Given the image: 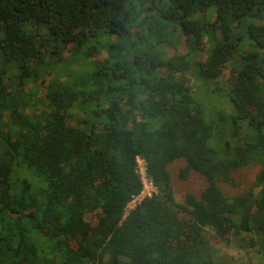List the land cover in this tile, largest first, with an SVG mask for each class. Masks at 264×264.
Returning a JSON list of instances; mask_svg holds the SVG:
<instances>
[{
	"label": "trees",
	"instance_id": "16d2710c",
	"mask_svg": "<svg viewBox=\"0 0 264 264\" xmlns=\"http://www.w3.org/2000/svg\"><path fill=\"white\" fill-rule=\"evenodd\" d=\"M174 36L188 52L169 57ZM110 38L68 75L66 50ZM189 74L228 75L233 110L208 119ZM139 159L156 192L129 210ZM177 161L207 182L183 203ZM251 165L258 191L226 194ZM219 244L264 264V0H0V264H237Z\"/></svg>",
	"mask_w": 264,
	"mask_h": 264
},
{
	"label": "rangeland",
	"instance_id": "374dc122",
	"mask_svg": "<svg viewBox=\"0 0 264 264\" xmlns=\"http://www.w3.org/2000/svg\"><path fill=\"white\" fill-rule=\"evenodd\" d=\"M210 14H213V16L211 17V15H209L206 18V20H208L209 22L210 21L214 22L216 18L214 8L211 9ZM248 23L249 21H245L243 22L242 26L238 28L237 36H243L244 42L240 48L239 54L236 56V60L231 64L232 68H236V69L240 68L243 64V58L245 57V55L248 52H251L252 50H254L255 48L253 46V41L250 40L249 37H246V34H245V27H246V24ZM217 36L219 37L220 33H218ZM186 41H187L186 37L184 36H182L181 39H178V36H174L172 37L171 41H167L166 45H167V51H168L169 57H173L176 55H183L187 53L188 47L186 45ZM211 41L213 42V44L216 43L215 42L216 39L211 40ZM113 42H114L113 38L105 39L103 41L94 40L89 45L79 50L77 49H74L71 51L66 50L64 52V60L69 65V67H67L70 69L68 75L74 72L77 73L81 67H85V68L86 66L89 67L88 64H91L92 59L99 58L100 55H102L100 51H99L100 53L94 52L91 56V59H88V64H87L83 60V58L87 57L88 56L87 54H90L93 52V51L91 52L88 51L90 48H93V47L99 48L100 45H104V44H106V46L111 45V43ZM207 42H208V39H205V43ZM210 48H211V45L207 43L204 54H202L201 56H198L200 60H204L208 57V55L210 54L209 52ZM74 51L75 52L78 51V53L75 55L72 54V53H75ZM104 54L106 55L105 52ZM191 59L192 60H189V62L191 63L190 73L194 74V72H196L195 64L198 63L199 61H196L197 57L195 58L194 56L191 57ZM54 68L56 69V66ZM191 74H189V76L191 77V79H193ZM192 82H193L194 92L196 96L195 99L206 111L207 117L210 115V113L221 110L223 108H225L227 112H231L233 110L232 104L230 102L231 92H229V89L224 87L225 82H228V75L227 76L225 75L224 77H222L220 81L221 83H219L218 85L215 83H212V84L205 83L204 84L200 80L196 81L195 78L192 80ZM33 86H34V81L30 82V84L26 86V88L27 90H31L33 89ZM212 86H213V89L211 88ZM44 95H45L44 93L39 94V96H37V98H35L34 101L37 102V100L39 99L42 100ZM183 165H184L183 161H177L172 166H170V170L173 175L174 194L179 203L184 202L185 196L188 193H193L199 197L202 191L207 186V182L205 178L197 173L191 174L187 180L180 179L179 171L183 167ZM259 169L260 168L257 167L256 165H251L245 168L244 170H238L234 174L235 185L222 183L221 187L223 191L230 196L240 195L252 189H256L258 191V189L255 187V182H256V175ZM140 171L144 175L145 164L143 161H140ZM144 180H145L144 181L145 182V196H148L149 194L156 192L155 188L151 186L150 181L147 180L146 178H144ZM140 201L141 199H138L136 204ZM90 219L91 217H88V220ZM213 247L215 249L217 248V253L220 256L230 258L237 264H263L260 255H258L255 251H250L249 249H246V250L239 249L236 247L234 248L233 246L228 247L227 245H224V244H219L218 246L213 245Z\"/></svg>",
	"mask_w": 264,
	"mask_h": 264
},
{
	"label": "built area",
	"instance_id": "2783aa9c",
	"mask_svg": "<svg viewBox=\"0 0 264 264\" xmlns=\"http://www.w3.org/2000/svg\"><path fill=\"white\" fill-rule=\"evenodd\" d=\"M140 161H143V160H140L139 159V165H140ZM144 162V161H143ZM144 164H145V162H144ZM140 173H141V175H142V178H143V181H145L144 180V178H146L147 180H149L147 177H146V167H145V171H144V175H143V173L140 171ZM150 181V180H149ZM151 183V182H150ZM151 186L152 187H154L153 186V184L151 183ZM155 188V187H154ZM156 190V189H155ZM155 193V192H154ZM153 194V193H152ZM152 194H149L148 196H145V182H144V191H143V193L140 195V196H138V197H136L135 198V200L129 205V210L130 209H133L138 203H140L145 197H151L152 196ZM138 199H141V201L140 202H138L137 204H136V202L138 201Z\"/></svg>",
	"mask_w": 264,
	"mask_h": 264
}]
</instances>
